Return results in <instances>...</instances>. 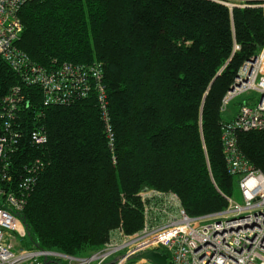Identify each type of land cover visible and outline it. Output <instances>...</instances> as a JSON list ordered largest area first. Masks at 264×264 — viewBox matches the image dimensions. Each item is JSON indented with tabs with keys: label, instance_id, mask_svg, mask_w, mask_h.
I'll return each mask as SVG.
<instances>
[{
	"label": "trees",
	"instance_id": "1",
	"mask_svg": "<svg viewBox=\"0 0 264 264\" xmlns=\"http://www.w3.org/2000/svg\"><path fill=\"white\" fill-rule=\"evenodd\" d=\"M262 4L43 0L22 7L17 46L32 62L46 69L91 65L99 72V78H86V97L70 104L44 107L39 88H23L28 107L18 111L19 137L11 145V131L0 132L14 150L12 181L0 187L17 189L36 169L16 214L25 248L84 257L120 226L126 235L136 234L143 227L138 194L146 189L174 192L193 218L228 207L235 181L222 151V101L239 69L264 48ZM18 84L0 59V98ZM98 88L106 95L112 146ZM237 146L264 174V132H237ZM4 202L0 197V206Z\"/></svg>",
	"mask_w": 264,
	"mask_h": 264
},
{
	"label": "built area",
	"instance_id": "2",
	"mask_svg": "<svg viewBox=\"0 0 264 264\" xmlns=\"http://www.w3.org/2000/svg\"><path fill=\"white\" fill-rule=\"evenodd\" d=\"M34 1L43 0H0V59L19 82L0 98V132L11 131V145L19 137L14 131L18 111L28 107L27 93L23 88H39L44 107L70 104L77 98L86 97L90 91L86 78H99L98 69L91 65L63 63L46 69L32 62L18 48L23 28L19 12L26 3ZM258 7L264 8V4ZM236 84L238 86L234 87ZM98 92L101 117L109 146H112L114 133L104 104L105 91L100 88ZM248 92L257 93L259 100L243 103L232 120H224L221 125L227 171L237 179L242 204L227 198L225 210L193 218L185 212L174 192L146 189L138 194L143 209V227L136 234L126 235L120 226L111 231L109 240L101 249L84 257L27 249L23 241L17 243L18 239H24L25 233L16 214L26 204L29 184L34 186L35 169L28 171L30 176L23 184L15 186L17 189L0 187V197L5 198L0 206V264H126L131 257L157 249L165 250L170 264H264V174L243 158L237 146V132H264V48L253 62L249 60L239 69L234 84L223 98L221 111L226 115L230 103ZM34 135L40 142L45 141L42 128H36ZM11 145L4 137L0 138V182L5 184L12 181L9 155L14 150ZM232 234L235 236L227 240L224 258H216L213 251L206 249L208 242L217 235ZM112 257L115 259L110 260Z\"/></svg>",
	"mask_w": 264,
	"mask_h": 264
},
{
	"label": "rangeland",
	"instance_id": "3",
	"mask_svg": "<svg viewBox=\"0 0 264 264\" xmlns=\"http://www.w3.org/2000/svg\"><path fill=\"white\" fill-rule=\"evenodd\" d=\"M231 6L233 4H230ZM259 100V95L255 92H248V93H245L237 98H235L231 103H230V109L232 107H234L235 103L237 101H241V102H248V103H254V102H257ZM234 189H233V194H232V200L238 204H242L243 203V200H242V196H241V192H240V189H239V186H238V183H237V179L234 178ZM21 241H23V239H18L17 240V243H20ZM24 242V241H23ZM25 243V242H24ZM23 243V245H24ZM21 247V246H19ZM85 256V255H84ZM115 257H112L110 260H114ZM133 260H130V261H127L126 264H128L129 262H132ZM130 264H136V262L134 263H130ZM137 264H151L150 262H145V261H138Z\"/></svg>",
	"mask_w": 264,
	"mask_h": 264
},
{
	"label": "bare ground",
	"instance_id": "4",
	"mask_svg": "<svg viewBox=\"0 0 264 264\" xmlns=\"http://www.w3.org/2000/svg\"><path fill=\"white\" fill-rule=\"evenodd\" d=\"M236 84L234 87H237ZM232 236H235V234L232 235H217L214 239L208 242L206 249H210L215 253V257L224 258V253L226 252V244L227 240L231 238ZM233 261H235V258H232Z\"/></svg>",
	"mask_w": 264,
	"mask_h": 264
},
{
	"label": "water",
	"instance_id": "5",
	"mask_svg": "<svg viewBox=\"0 0 264 264\" xmlns=\"http://www.w3.org/2000/svg\"><path fill=\"white\" fill-rule=\"evenodd\" d=\"M255 57L250 60V62H253ZM131 259L136 260H142L145 262H150L151 264H168V258L167 255L156 252V251H150L146 253H142L138 256L131 257Z\"/></svg>",
	"mask_w": 264,
	"mask_h": 264
},
{
	"label": "crops",
	"instance_id": "6",
	"mask_svg": "<svg viewBox=\"0 0 264 264\" xmlns=\"http://www.w3.org/2000/svg\"><path fill=\"white\" fill-rule=\"evenodd\" d=\"M235 110H234V107H232L231 109L229 108L228 110V113L225 115L226 119L225 120H229L231 119L232 117H234L235 115ZM137 264V263H136Z\"/></svg>",
	"mask_w": 264,
	"mask_h": 264
}]
</instances>
